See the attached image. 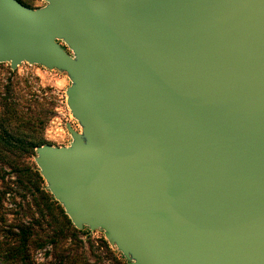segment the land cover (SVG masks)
<instances>
[{
	"label": "water",
	"instance_id": "water-1",
	"mask_svg": "<svg viewBox=\"0 0 264 264\" xmlns=\"http://www.w3.org/2000/svg\"><path fill=\"white\" fill-rule=\"evenodd\" d=\"M0 0V63L66 74L33 160L128 264H264V0Z\"/></svg>",
	"mask_w": 264,
	"mask_h": 264
},
{
	"label": "trees",
	"instance_id": "trees-1",
	"mask_svg": "<svg viewBox=\"0 0 264 264\" xmlns=\"http://www.w3.org/2000/svg\"><path fill=\"white\" fill-rule=\"evenodd\" d=\"M34 79L39 81L37 76ZM48 104L17 69L0 63V264H128L104 239H91L87 230L73 226L30 162L35 148L46 143ZM7 194L21 200L12 198L22 209L12 222L4 208ZM48 245L49 260L37 262L35 251Z\"/></svg>",
	"mask_w": 264,
	"mask_h": 264
},
{
	"label": "rangeland",
	"instance_id": "rangeland-1",
	"mask_svg": "<svg viewBox=\"0 0 264 264\" xmlns=\"http://www.w3.org/2000/svg\"><path fill=\"white\" fill-rule=\"evenodd\" d=\"M21 1H23L30 7H41L45 4L44 0ZM1 64H3L5 68H9V64ZM17 73L19 76H24L25 78H27L28 83L32 84L33 87L38 90L39 94L44 95L47 102L49 103L48 108L51 117L48 121L44 133L46 143L55 146L68 145L71 137L69 131L66 128V123L69 122L75 130H79V126L76 120L72 117L66 105L65 89L70 84V80L68 79L66 74L60 73L56 70H48L39 65H30L27 63L20 64L17 67ZM34 76H37L39 78V81L35 80ZM30 162L33 164V166H35V168H37L33 157L30 159ZM9 179L13 180L14 177H9ZM34 197H36V199L38 197V194L35 191ZM6 198L7 199H5L4 201V208H7L9 210V214H6V218L9 220V222H12L15 218H18L20 216V214L22 213V209L18 208L16 204L13 203L12 195L7 194ZM28 198L30 199L31 197ZM13 200H15V202L17 203L21 202L20 198L17 196H15ZM34 211V206H31V212ZM28 221V219H25V222ZM84 230H87V236H90L91 239H104L106 241L103 232L99 230L91 231L88 228H84ZM82 239H85L84 236L82 237ZM47 250H50L49 245L44 249L35 251L34 256L37 262L49 260L50 257L46 256Z\"/></svg>",
	"mask_w": 264,
	"mask_h": 264
},
{
	"label": "flooded vegetation",
	"instance_id": "flooded-vegetation-1",
	"mask_svg": "<svg viewBox=\"0 0 264 264\" xmlns=\"http://www.w3.org/2000/svg\"><path fill=\"white\" fill-rule=\"evenodd\" d=\"M21 3H23L24 4V2L23 1H21V0H19Z\"/></svg>",
	"mask_w": 264,
	"mask_h": 264
}]
</instances>
